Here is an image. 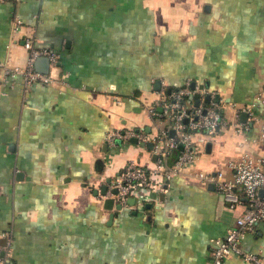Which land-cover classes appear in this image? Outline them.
<instances>
[{
    "label": "crops",
    "instance_id": "crops-1",
    "mask_svg": "<svg viewBox=\"0 0 264 264\" xmlns=\"http://www.w3.org/2000/svg\"><path fill=\"white\" fill-rule=\"evenodd\" d=\"M17 18L23 25L13 31ZM31 34L36 48L58 54L49 69L57 83L25 87L5 74L25 66ZM187 80L223 104L210 153L165 180V191L104 209L107 178L128 161L156 158L132 139L110 147L106 134L152 133L163 123L145 106L163 85ZM263 90L264 0H0V233L12 236L11 264H209L211 241L242 208L192 175L256 149L234 135L231 106ZM242 247L264 259V233H249Z\"/></svg>",
    "mask_w": 264,
    "mask_h": 264
},
{
    "label": "built area",
    "instance_id": "built-area-1",
    "mask_svg": "<svg viewBox=\"0 0 264 264\" xmlns=\"http://www.w3.org/2000/svg\"><path fill=\"white\" fill-rule=\"evenodd\" d=\"M22 25L21 19H15L13 31H18ZM34 45L35 37L32 34L24 37L23 47L27 51L25 66L5 68V74L21 76L25 87L57 83L58 79L49 71L41 73L34 64L37 58L44 56L48 58L50 69L57 64L58 54L52 49H40ZM66 76L65 73L62 78ZM115 101L119 102L117 97ZM231 107L234 109L231 123L234 135H242L241 145L256 144V149L248 147L242 153L228 158L224 170H199L192 175L200 183L211 184L231 209L242 208L241 214L225 235L211 241L209 264H222L234 258L248 264H264L260 255L242 247L249 233L258 230L264 233V90L250 102L242 106L232 104ZM145 110L153 122L163 123L161 126L156 125L152 133L116 129L105 137L110 147L131 139H136L144 147L151 143L150 153L156 156L150 166L131 160L119 170L109 184L106 195H101L102 199H113V208L116 205H120L121 209L128 207L127 200L137 199L142 191H165V180L181 175L194 164L204 153L206 143L212 140L225 122L223 104L217 99V94L189 80L169 92L163 85L156 99L146 105ZM242 113L246 114L244 122L240 121ZM253 123H258L256 138L249 141L246 134ZM176 149L178 153L170 162L169 158ZM113 188L117 191L115 194L111 192ZM0 239H5L4 245H0V264H11L12 236L4 232L0 233Z\"/></svg>",
    "mask_w": 264,
    "mask_h": 264
},
{
    "label": "water",
    "instance_id": "water-1",
    "mask_svg": "<svg viewBox=\"0 0 264 264\" xmlns=\"http://www.w3.org/2000/svg\"><path fill=\"white\" fill-rule=\"evenodd\" d=\"M35 69L41 73H48L49 71V61H48V58L47 57H44V56H41L39 58L36 59L35 61ZM158 84L156 85V88ZM170 91V89L168 90V92ZM246 120V114L245 113H242L240 115V121L244 122ZM149 131V129H147V132ZM170 134L172 135L173 134V131L170 132ZM131 142H137L136 139H132ZM211 146H212V143L211 142H207L206 143V147H205V150H206V153H210L211 151ZM147 147L148 149H151L152 145L151 143H148L147 144ZM179 148L181 149L182 146L180 145ZM155 158V156L153 157ZM110 178H107L106 179V184L102 185L101 188H100V191H99V195H106L107 193V190H108V185L110 184ZM111 192L112 193H116V189L113 188L111 189ZM95 194H98V190L95 191ZM128 203L130 204H133L134 203V199L133 198H129L127 200ZM103 208L106 209V210H112L113 208V199L112 198H105L104 201H103ZM115 209L116 210H120L121 209V206L120 205H116L115 206ZM113 217V213H110V216H109V219H112ZM5 243V239H0V245H4Z\"/></svg>",
    "mask_w": 264,
    "mask_h": 264
},
{
    "label": "trees",
    "instance_id": "trees-1",
    "mask_svg": "<svg viewBox=\"0 0 264 264\" xmlns=\"http://www.w3.org/2000/svg\"><path fill=\"white\" fill-rule=\"evenodd\" d=\"M173 153H178V150H177V149H176V150H174V151H173Z\"/></svg>",
    "mask_w": 264,
    "mask_h": 264
}]
</instances>
